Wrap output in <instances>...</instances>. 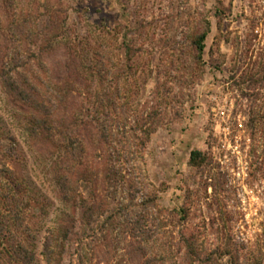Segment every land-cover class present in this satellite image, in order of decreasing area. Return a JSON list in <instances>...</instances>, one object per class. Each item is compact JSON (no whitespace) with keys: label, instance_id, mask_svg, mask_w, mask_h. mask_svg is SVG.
I'll return each mask as SVG.
<instances>
[{"label":"rangeland","instance_id":"rangeland-1","mask_svg":"<svg viewBox=\"0 0 264 264\" xmlns=\"http://www.w3.org/2000/svg\"><path fill=\"white\" fill-rule=\"evenodd\" d=\"M56 15L66 18L71 38L86 37L80 45L89 58L102 59L111 74L125 70L118 85L120 98L129 101V124L132 114L158 110L162 123L144 152L138 181L144 192L156 190L158 204L172 212L156 215L161 226L145 250L138 251L129 234L101 227L108 202L128 203L127 187L112 192L111 200L102 181L106 147L86 142L81 170L94 178L80 181L76 196L96 211L87 226L71 227L51 262L38 264H140L149 255L158 258L157 264H201L197 255L205 261L211 251L224 248L238 264L264 257V0H0V69L15 57L17 70L42 93L46 87L36 76L44 81L64 74V41L47 45L54 32L47 20ZM204 20L210 33L201 65L192 58L190 41ZM122 41L131 48L130 71L123 65ZM242 76H252L253 84L241 83ZM83 96L73 91L58 117L74 114ZM32 112L0 79V169L24 178L22 185L36 197L29 194L28 204L17 206L22 227H10L31 247L54 220L66 225L72 216L71 204L60 202L53 177L67 167L78 169L53 146L28 135ZM79 134L86 141L85 130ZM193 149L206 152L209 161L198 168L188 165ZM126 177L131 181L133 175ZM8 187L0 173V201ZM180 208L186 211L183 219L176 212ZM0 211L8 217L1 202ZM184 237L193 242L197 255L192 260L186 257ZM217 257L202 264L229 259Z\"/></svg>","mask_w":264,"mask_h":264},{"label":"trees","instance_id":"trees-1","mask_svg":"<svg viewBox=\"0 0 264 264\" xmlns=\"http://www.w3.org/2000/svg\"><path fill=\"white\" fill-rule=\"evenodd\" d=\"M219 12L221 10L217 9L215 15L219 16ZM65 19L56 15L55 19L47 20L48 26L53 25L54 28L53 36L47 45L51 46L54 40L56 44H59V41H64L65 57L62 61L64 67L62 77L57 76L54 80L49 75L43 81L36 76L46 87V91L42 93L26 74L17 70L20 66L19 60L13 57L11 65L3 66L0 69V79L7 92L32 107L30 122L25 127L28 135L53 146L59 157L65 156L67 161L70 160L73 168L77 165L78 169L70 170V167H67L66 172H57L53 177L60 202L71 204L72 216L68 217L66 225L54 220V223L39 235L37 243H32V247L28 246L15 235V231L10 226L15 229L22 227L24 217L17 206L19 204L27 205L28 199L26 198L30 197L29 194L35 199V192L30 186L24 187L22 185L24 178L17 176L9 168L0 169V173H4L8 179L9 185L8 192L2 195L3 201H0L7 207L9 217L0 211V247H2L0 264H38L42 260L49 263L54 258L55 247L58 245L62 247L68 239L67 234L71 227L80 224L87 226L92 221L96 211L94 205L89 203L86 198L79 195V199H77L76 196L78 183L80 181L89 182L94 178L91 174L86 173L85 168L81 170L86 142L104 144L106 147L105 161L101 170L103 172L102 181L108 189L107 192L109 194L116 193L119 188L127 187L128 203L122 200L116 201L115 204L108 202L111 205L104 216L105 219L101 227L110 226L123 234H129L135 238L137 250H145L146 244L157 234L161 226V221L156 215L162 212H172L158 204L159 195L156 190L151 193L144 192L143 185L141 186L138 181L139 177H142L140 173L141 163L144 162V152L152 135L162 123L158 118V110L152 109L151 112L144 115L142 113L140 116L132 114L134 123L129 124L130 117L127 114L128 111L131 112L128 106L129 101L120 98V85H118V80L126 73L125 70L116 69L111 74V69L105 66L102 59L89 58L87 49L80 45L86 41V37L75 34V38H71V31L67 30L64 25ZM201 28V31L192 36L190 47L192 58L196 63L202 65L204 64L202 58L205 40L210 33V22L204 20V25ZM121 46L125 52L123 65L126 70L130 71L131 48L127 42L123 41ZM81 48L86 49L85 53L80 52ZM14 71L15 74H13ZM251 80H253L252 76L251 78L247 76L240 78L241 83L251 82ZM251 83L253 84V82ZM113 85L116 89L110 88ZM73 91L84 94L80 108L75 110L71 116L62 114L58 117L57 113L65 107L68 97ZM118 99L122 100L121 103L117 101ZM256 120L257 118L252 119V128H255ZM80 128L86 132V141L79 134ZM16 149L15 151L18 150L19 154L22 153L21 149ZM208 161L206 152L200 149L190 151L188 165L198 168ZM130 172L133 178L128 181L126 173ZM76 173L77 176L73 178L72 174ZM112 196L111 200L114 201L115 195ZM138 197L139 201L135 202ZM62 212L66 214L63 208ZM176 212L180 213L181 219L185 218V209L180 208ZM100 215L103 216L102 213ZM184 246L186 257L192 260L197 255L193 242L184 237ZM1 253L7 259L5 262L2 260ZM213 255H217L219 259L229 255L225 264H238V259L236 256H231V251L228 248H224L222 251L218 249L211 251L205 261H212ZM196 257L201 264L205 262L203 259L200 260L199 255ZM263 258L259 255L255 256L249 264H264ZM157 259L156 256L149 255L140 264H157L159 262Z\"/></svg>","mask_w":264,"mask_h":264}]
</instances>
